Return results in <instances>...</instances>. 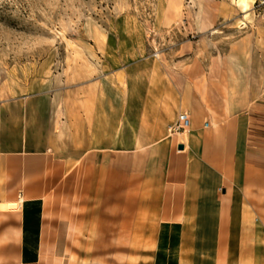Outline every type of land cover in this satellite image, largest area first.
Returning <instances> with one entry per match:
<instances>
[{
	"label": "crops",
	"instance_id": "0c3cea01",
	"mask_svg": "<svg viewBox=\"0 0 264 264\" xmlns=\"http://www.w3.org/2000/svg\"><path fill=\"white\" fill-rule=\"evenodd\" d=\"M136 32L0 102V264H264V77Z\"/></svg>",
	"mask_w": 264,
	"mask_h": 264
},
{
	"label": "rangeland",
	"instance_id": "374dc122",
	"mask_svg": "<svg viewBox=\"0 0 264 264\" xmlns=\"http://www.w3.org/2000/svg\"><path fill=\"white\" fill-rule=\"evenodd\" d=\"M136 27L150 54L213 63L233 47L229 65L264 77V0H0V102L47 90L66 64L90 67L97 41Z\"/></svg>",
	"mask_w": 264,
	"mask_h": 264
},
{
	"label": "built area",
	"instance_id": "2783aa9c",
	"mask_svg": "<svg viewBox=\"0 0 264 264\" xmlns=\"http://www.w3.org/2000/svg\"><path fill=\"white\" fill-rule=\"evenodd\" d=\"M190 125V118L188 113L182 112L180 113L177 122L170 127V131L172 132H182L186 131Z\"/></svg>",
	"mask_w": 264,
	"mask_h": 264
},
{
	"label": "water",
	"instance_id": "95a60500",
	"mask_svg": "<svg viewBox=\"0 0 264 264\" xmlns=\"http://www.w3.org/2000/svg\"><path fill=\"white\" fill-rule=\"evenodd\" d=\"M180 148H183V145H181ZM9 207L10 208H16L17 204L16 203L10 204Z\"/></svg>",
	"mask_w": 264,
	"mask_h": 264
},
{
	"label": "bare ground",
	"instance_id": "6f19581e",
	"mask_svg": "<svg viewBox=\"0 0 264 264\" xmlns=\"http://www.w3.org/2000/svg\"><path fill=\"white\" fill-rule=\"evenodd\" d=\"M244 1V0H243Z\"/></svg>",
	"mask_w": 264,
	"mask_h": 264
}]
</instances>
